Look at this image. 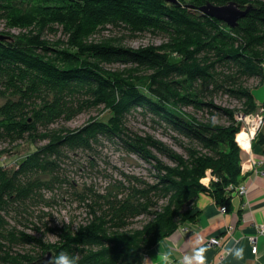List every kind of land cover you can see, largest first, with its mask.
I'll return each mask as SVG.
<instances>
[{"label": "trees", "instance_id": "trees-1", "mask_svg": "<svg viewBox=\"0 0 264 264\" xmlns=\"http://www.w3.org/2000/svg\"><path fill=\"white\" fill-rule=\"evenodd\" d=\"M179 1L178 6L164 0H0L2 34L10 37L0 40V142L30 141L36 146L16 168L6 169L0 163V264H47L61 251L78 256V264H143L149 249L196 219L199 194H209L228 209L230 187L245 179L243 150L236 139L241 124L235 112L216 106L213 97L230 94L243 102L245 115L264 108L245 86L248 80H264V0H235L243 8L251 7L235 28L199 10L207 2L224 5L231 0ZM59 27L70 35L69 46L76 51L59 49L44 39V33H55ZM99 28L119 30L122 41L162 34L175 40L179 58L158 48L83 46L85 36ZM11 30L28 34L12 36ZM113 64L149 74L120 77L103 68ZM169 105L217 108L229 116L231 125L197 123ZM100 106L112 113L107 121L93 118L76 130L54 126ZM139 108L205 152L192 151L181 162L162 143L131 132L127 118ZM255 139L264 144V134L258 132ZM102 140L148 162L157 160L156 150L174 159L177 168L158 163L155 184L128 176L127 184L117 182L116 191L108 195L92 189L78 193L96 220L77 230L72 224L47 227L56 234V242L47 243L12 224V219L24 227L38 224L42 218L31 206L35 201L53 203L41 191L63 183V162L69 153L92 150ZM207 176L209 184L203 182ZM159 196L169 197L167 205L150 222L130 230ZM106 225L112 231L129 232L108 235L103 232ZM18 244L32 248L14 251ZM35 249L38 252L32 253Z\"/></svg>", "mask_w": 264, "mask_h": 264}, {"label": "rangeland", "instance_id": "rangeland-1", "mask_svg": "<svg viewBox=\"0 0 264 264\" xmlns=\"http://www.w3.org/2000/svg\"><path fill=\"white\" fill-rule=\"evenodd\" d=\"M3 30L0 24V32H3ZM10 33L12 36H24L28 34V30H11ZM122 38V34L117 29L109 28L108 30H103L99 28L92 32L90 31L85 36L82 44L83 46L114 45L133 50L158 48L161 51L167 52L173 59L179 58L176 52L177 43L175 40L170 41L162 34L146 33L139 37L129 36L123 41L121 40ZM44 39L59 49L76 51L75 47L69 46L70 35L65 34L63 27H59L55 33H44ZM103 68L120 77L128 74H135L134 76L136 77H145L149 74L147 70L123 64L104 65ZM262 82L263 80L252 79L248 80L245 86L253 91L257 89ZM141 88L145 90V88ZM147 94L151 95L148 91ZM207 100L209 101L210 98ZM213 103L220 108L235 112V119L238 124H241V131H248L250 127L256 124L252 116L248 119L247 117L250 115L244 114L245 107L243 102L237 100L228 93H216L213 97ZM169 108L176 114L197 123H209L217 126L231 125L229 116L217 108L206 107L203 110H195L183 105H169ZM257 114H261L260 108L254 113V115ZM111 115V111L104 106L94 107L79 113L70 121L63 120L54 126L76 130L92 122L93 118L107 121ZM127 126L131 132L139 136L151 137L157 142L162 143L165 149L174 152L176 154L174 155L175 158L179 161L181 160V162L189 159V153L192 151L197 150L201 153L205 152L201 147L168 129L165 123L156 116L141 108L128 116ZM35 148L36 146L30 141H20L14 144L0 142V163L2 162L6 169L16 168L18 163L34 151ZM153 152L157 160L148 162L135 154L127 153L125 148L121 145L108 140H102L101 143L94 145L92 150H78L69 153V157L63 162V183L54 190L43 188L41 191L42 196H44L46 200H53V203L48 205L44 201H35L31 206V210L34 211L35 214H39L42 218L38 221V224L36 221H34L35 225L29 222L26 223L29 227H24V225L16 223L15 219H12V224L18 225L19 229H23L30 234L41 237L47 243L56 242V234L47 229V227L72 224V230H77L80 226L88 225L96 220L91 209L88 207V201L85 202L81 200L78 193L92 189L99 194L108 195L116 191L115 184L117 182L122 181L127 184L129 179L128 176H136L141 180L147 181L149 184H155L158 181L157 175L159 172L154 166L161 163V165L171 169L177 168L178 163L175 162L174 159L167 155L160 154L156 150H153ZM163 172L167 174V171ZM206 178L207 180L203 182L209 184L210 177L207 176ZM133 184L138 185L134 180ZM154 200L156 205L147 209L144 215L135 219L129 227L130 230L139 229L150 222L156 214L161 212V208L167 205L169 197L159 196ZM35 227L40 228V232L35 231V229H33ZM129 229L112 231L109 226L106 225L103 232L108 235H119L129 232ZM31 248L32 247L23 244H18L13 247L14 251L22 253ZM35 251L38 252V250L35 249L32 253Z\"/></svg>", "mask_w": 264, "mask_h": 264}, {"label": "crops", "instance_id": "crops-1", "mask_svg": "<svg viewBox=\"0 0 264 264\" xmlns=\"http://www.w3.org/2000/svg\"><path fill=\"white\" fill-rule=\"evenodd\" d=\"M258 105L264 104V80L252 91ZM264 134V122L259 128ZM252 153L264 160V144L254 140ZM244 159L249 157L243 152ZM241 184L249 187L246 197L234 195L226 212L209 194H199L194 221H188L161 240L145 254L143 264H200L198 255L203 249V264H264V235L258 225L264 224V162L248 170ZM211 237H220L221 246L209 244ZM251 237H256L258 252H252Z\"/></svg>", "mask_w": 264, "mask_h": 264}, {"label": "built area", "instance_id": "built-area-1", "mask_svg": "<svg viewBox=\"0 0 264 264\" xmlns=\"http://www.w3.org/2000/svg\"><path fill=\"white\" fill-rule=\"evenodd\" d=\"M0 33L2 34V32H0ZM260 110H261V114H257V115L252 114V115L247 117L249 119L252 116L255 120V123H256L253 125V127H250L247 131V133L250 134V139H249L250 148L244 149L239 144L240 147L242 148L243 152L247 151L249 153V157L246 159H244V157H243V161L241 163L242 174H244V175L248 172V170L255 169L259 164L264 162V160H262V159L261 160L257 159L252 153V142H253L254 138L256 137V135L259 131V128L261 127V125L264 122V108L262 107V108H260ZM230 188L232 189V193H231L232 196H234L236 194L239 196L246 197L248 195V192H249V187L246 184H240L236 187H230ZM221 211L222 212L227 211L226 205H221ZM258 231H259V234L264 235V224L258 225ZM250 239H251V242L253 244L252 252L256 254L258 252L257 239H256V237H251ZM208 242L211 246L216 247V248L220 247L221 243H222L220 237H211L208 240ZM187 264H192V263L188 262Z\"/></svg>", "mask_w": 264, "mask_h": 264}, {"label": "water", "instance_id": "water-1", "mask_svg": "<svg viewBox=\"0 0 264 264\" xmlns=\"http://www.w3.org/2000/svg\"><path fill=\"white\" fill-rule=\"evenodd\" d=\"M174 5H180L179 0H164ZM199 10L204 14L214 17L220 21L225 22L229 27L235 28L238 26L239 21L246 16L251 10V7L243 8L235 0L229 1L224 5H216L212 2H207L199 7ZM10 39L9 36L0 34V40Z\"/></svg>", "mask_w": 264, "mask_h": 264}, {"label": "clouds", "instance_id": "clouds-1", "mask_svg": "<svg viewBox=\"0 0 264 264\" xmlns=\"http://www.w3.org/2000/svg\"><path fill=\"white\" fill-rule=\"evenodd\" d=\"M203 249L200 250L198 255L200 264H203ZM78 256H69L66 252L61 251L59 255L50 256L47 264H78Z\"/></svg>", "mask_w": 264, "mask_h": 264}, {"label": "bare ground", "instance_id": "bare-ground-1", "mask_svg": "<svg viewBox=\"0 0 264 264\" xmlns=\"http://www.w3.org/2000/svg\"><path fill=\"white\" fill-rule=\"evenodd\" d=\"M237 141L238 143L244 148V149H249L250 148V134L247 133L246 130H242L237 134ZM207 178L203 179V181H206Z\"/></svg>", "mask_w": 264, "mask_h": 264}]
</instances>
